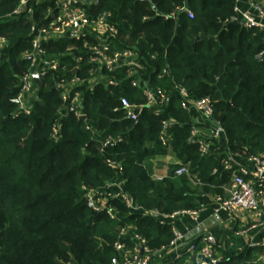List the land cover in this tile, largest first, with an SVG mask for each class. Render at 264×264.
Returning a JSON list of instances; mask_svg holds the SVG:
<instances>
[{"label": "trees", "instance_id": "obj_1", "mask_svg": "<svg viewBox=\"0 0 264 264\" xmlns=\"http://www.w3.org/2000/svg\"><path fill=\"white\" fill-rule=\"evenodd\" d=\"M18 1L0 0V36L7 40L0 60V264H114L120 258L114 243L119 228L127 223L134 225L150 249L168 245L173 237L169 223L132 211L120 199L110 201L117 212L112 220L105 211L88 206L83 186L102 190L121 180L140 210L170 215L201 204L210 206L211 195H224L223 187L237 169H223L221 161L228 152L245 158L264 155V58L256 57L264 49V31L227 21L234 14L235 0H99L90 12L110 13L116 30L111 45L138 53L143 64L139 76L167 93V105L155 113L145 105L141 91L126 80L113 91L97 85L92 93L82 95L86 120L66 117L58 136H53L52 125L60 99L52 78L73 75L72 55L84 56V50L80 44L67 50L70 41L46 45L48 55L59 59L66 71L43 77L30 113L24 114L16 96L27 67L22 53L30 48L29 23L5 18ZM183 5L192 18L178 12L175 19H163V14ZM195 36L199 39L193 46ZM166 67L169 73L160 76ZM85 72L83 68L79 73ZM176 84L185 86L192 99L212 101L213 118L225 131L226 148L204 133L200 136L215 149L203 154L197 144L188 143L192 127L205 129L181 107ZM121 97L143 104L137 121L124 118ZM168 120L174 125L168 132L169 144L162 145L161 123ZM108 135L120 137L121 142L102 147ZM168 155L172 162L166 166V176L155 179L154 171L164 164L158 158ZM107 158L120 163V172L111 168ZM180 165L188 168L190 177L174 175ZM220 252L219 264H237L235 259L250 257L249 251L238 256ZM160 260L154 255L150 264Z\"/></svg>", "mask_w": 264, "mask_h": 264}, {"label": "built area", "instance_id": "obj_2", "mask_svg": "<svg viewBox=\"0 0 264 264\" xmlns=\"http://www.w3.org/2000/svg\"><path fill=\"white\" fill-rule=\"evenodd\" d=\"M147 2L149 0H136ZM234 14L227 20L228 22L242 24L245 28H256L264 31V0H247L249 6L256 12L257 19L250 12L240 10L237 6L239 0H235ZM99 0H19L15 8L6 15L24 23H29L28 34L30 36V48L23 54L27 58V67L20 75V89L16 100L24 114H29L32 102L37 99V85L35 76H40L41 81L48 73H55L59 69L66 67L60 64L59 59L48 55L46 45L53 41H70L67 50L75 49L77 44L84 50L82 54L72 55L73 75H54L52 78L53 89L56 90L60 99L58 116L52 125L53 136H58L60 122L68 116H73L77 120L86 115L82 107L83 92H93L97 85H102L108 91H113L122 87L126 80L130 87L141 91L145 99V105L160 113L167 105L168 95L159 88L152 87L139 75L143 67L138 53L130 48L114 49L110 43V38L114 36L116 30L110 22V13L103 11L93 15L91 7L98 5ZM38 13V18L35 14ZM178 12L186 13L190 18L192 12L186 6L178 7L170 14H163L164 20L175 19ZM7 44L4 36H0V60L1 53ZM257 58H264V49L256 55ZM86 68L84 75L79 72ZM122 72V77L118 76ZM169 69L163 68L160 76L168 74ZM175 91L180 98V105L188 111L194 110L200 117L197 121L200 127L194 126L191 129L188 143L197 144L201 153L206 154L210 149V141L203 138L207 135L209 139L220 141L226 140L225 131L221 123L213 118V103L208 97L192 99L182 84L175 85ZM143 104H132L126 97L120 98V109L124 118L137 121ZM174 125L173 120L162 121V131L159 141L162 145L169 144V129ZM85 129L94 134L91 126L85 123ZM121 142V138H114L108 135L101 141L102 147ZM236 155L227 153L221 161L224 170H230L237 166L232 172L230 182L225 192L227 195H211L209 197L210 206L201 204L197 209H185L173 212L170 215H161L155 210L142 211L135 206L125 191L122 181H114L104 189H91L83 186L84 198L87 203L96 211H105L112 220L117 219V212L111 200L120 199L125 206L132 211H140L144 215L156 216L160 224L169 223L173 237L168 245L158 249H150L145 239L141 237L132 224H124L119 228V239L114 243L115 250L119 253V260L114 264H150L152 257L168 259L167 264H219L222 261L220 248L216 238L210 233L201 235L197 240L186 242V233L176 226L175 221L181 217H189L198 223L199 214L206 209H211L212 213L224 212L243 222L248 219V223L234 227L233 234L248 239L246 249L250 252V257L244 261L235 259L237 264H264V237L257 238L258 233L264 230V155H250L246 159L253 164L249 168L247 164H239ZM106 162L116 172H120V163L107 158ZM154 171L155 179H162L166 176ZM216 170H213L215 173ZM175 176L187 175L189 170L185 165H180L174 171ZM193 184L198 180L191 178ZM118 187V191H109L110 187ZM123 239H129L130 245H126ZM184 250L182 253L181 251ZM238 253L236 256L241 254ZM160 260V261H161Z\"/></svg>", "mask_w": 264, "mask_h": 264}, {"label": "crops", "instance_id": "obj_3", "mask_svg": "<svg viewBox=\"0 0 264 264\" xmlns=\"http://www.w3.org/2000/svg\"><path fill=\"white\" fill-rule=\"evenodd\" d=\"M237 6L240 10L250 12L257 19L256 12L249 6L247 0H239ZM189 112L193 116V119L195 121H201V117L194 110H190ZM215 142L223 148H226L227 146L226 140ZM210 149H215V144L210 143ZM235 157L239 164H247L249 168L253 167V164L249 163L245 157ZM164 159L168 164L172 162L170 161L172 160L171 155L166 156V158ZM158 172H160L161 174H165L166 172L167 174V167L166 169L164 167L160 168ZM227 187L228 185L223 187L225 196L227 195V193L225 192ZM244 223L247 224L248 219L245 218L243 222L241 219H238L224 212L214 214L209 208L199 214L198 223L193 221L189 217H181L175 221L176 226H178V228L186 233V242H190L193 240L195 241L201 235L210 233L216 238L218 247L221 250L227 251L230 255H237L238 253L246 249L248 239L246 237L236 236L232 232L234 227H238L239 225H242ZM263 237L264 230H261L258 233L257 238L261 239ZM181 252L183 253L184 250H182ZM167 262L168 259H163L153 264H167Z\"/></svg>", "mask_w": 264, "mask_h": 264}, {"label": "water", "instance_id": "obj_4", "mask_svg": "<svg viewBox=\"0 0 264 264\" xmlns=\"http://www.w3.org/2000/svg\"><path fill=\"white\" fill-rule=\"evenodd\" d=\"M86 3H88L90 0H84ZM199 37L195 36V41L193 43V46H196L197 42H198ZM34 81L37 85L38 88L42 87V81H41V77L40 76H35L34 77ZM16 103H18V101L16 100ZM140 117V116H139ZM85 116H81L78 121L84 120ZM139 119V118H138ZM89 207H91V203L88 204ZM116 261H114L115 263Z\"/></svg>", "mask_w": 264, "mask_h": 264}, {"label": "rangeland", "instance_id": "obj_5", "mask_svg": "<svg viewBox=\"0 0 264 264\" xmlns=\"http://www.w3.org/2000/svg\"><path fill=\"white\" fill-rule=\"evenodd\" d=\"M164 158H166V157H162V160H160V158H158V161H164L163 163V165L162 166H158V167H160V168H165L166 169V166H168V163L167 162H165L166 160L164 159ZM170 161H172V160H170Z\"/></svg>", "mask_w": 264, "mask_h": 264}]
</instances>
